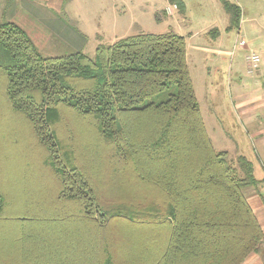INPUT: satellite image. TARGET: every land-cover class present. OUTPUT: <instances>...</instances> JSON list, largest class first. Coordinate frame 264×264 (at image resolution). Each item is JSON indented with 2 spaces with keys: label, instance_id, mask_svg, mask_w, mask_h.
<instances>
[{
  "label": "trees",
  "instance_id": "obj_1",
  "mask_svg": "<svg viewBox=\"0 0 264 264\" xmlns=\"http://www.w3.org/2000/svg\"><path fill=\"white\" fill-rule=\"evenodd\" d=\"M170 2L184 14L182 0ZM221 2L227 30L239 29L241 8ZM1 98L0 122L34 129L49 200L18 218L0 181V264H246L262 246L245 194L261 182L246 157L214 148L179 34L45 57L4 20ZM62 129L82 140L77 148L62 145ZM19 190L25 198L28 187Z\"/></svg>",
  "mask_w": 264,
  "mask_h": 264
},
{
  "label": "rangeland",
  "instance_id": "obj_2",
  "mask_svg": "<svg viewBox=\"0 0 264 264\" xmlns=\"http://www.w3.org/2000/svg\"><path fill=\"white\" fill-rule=\"evenodd\" d=\"M182 1L186 6L184 14L178 9L168 13L167 8L175 5L170 0H65L61 12L39 2L17 8L31 16L36 31L50 35L47 43L36 45L45 57L78 51L93 57L99 44H112L140 33L172 31L184 37L196 97L214 148L227 151L231 159L246 157L259 179L264 175V0H245L241 4V27L230 31V15L221 0ZM4 19L0 11V22ZM214 29L219 31L216 39L209 34ZM242 41L244 47L239 45ZM252 53L258 54L261 62L254 74H248L247 58ZM175 92L173 88L141 107L164 101ZM1 109H5L3 103ZM33 132L31 126L0 122V181L10 204L16 206L13 211L18 218L23 209L30 211L28 204L37 199L41 203L45 199L47 204L49 200L48 172L33 162L41 150ZM81 141L74 134L68 137L62 129L61 143L67 142L66 148L75 149ZM91 168L96 171L98 166ZM42 182L46 187L39 194L35 185L42 186ZM21 185L28 187L25 198L20 195ZM253 189H246L245 194ZM56 207L61 214L62 206Z\"/></svg>",
  "mask_w": 264,
  "mask_h": 264
},
{
  "label": "crops",
  "instance_id": "obj_3",
  "mask_svg": "<svg viewBox=\"0 0 264 264\" xmlns=\"http://www.w3.org/2000/svg\"><path fill=\"white\" fill-rule=\"evenodd\" d=\"M64 1L65 0H0L1 17H4L5 18L4 20L15 23L19 27H21L29 35V37L32 39L35 45L37 44L43 45L44 43L48 42L50 35L49 34L45 35L40 30L36 31L35 30L36 24L32 20L31 16L25 15L24 11L20 8H17V6L24 5V4H34L35 2H39L42 4H46V6H48L49 9H53L58 12H61L64 7ZM234 1L235 3L233 4H236L240 8H241V4L245 3V0H234ZM184 11H186V6H185ZM10 18H13V19L10 20ZM28 31L30 33H28ZM259 134L260 132L257 133V135ZM258 180L260 181L264 180V175H262V177H260ZM259 188H260L259 193L257 192V190H254V189L249 190L250 192L246 195V199L254 215L256 216L259 224L261 225V228L264 234V201H263L264 200V183H261ZM246 264H264V240L258 252L252 255Z\"/></svg>",
  "mask_w": 264,
  "mask_h": 264
},
{
  "label": "built area",
  "instance_id": "obj_4",
  "mask_svg": "<svg viewBox=\"0 0 264 264\" xmlns=\"http://www.w3.org/2000/svg\"><path fill=\"white\" fill-rule=\"evenodd\" d=\"M178 9V6L175 4L173 6H169L167 8V12L168 13H173V11L177 10ZM239 45L241 47H244L245 46V42L242 41L239 43ZM248 61H249V64H250V67L248 69V73L249 74H254V72L259 68V65H260V62H261V59H260V56L256 53H252L250 56H248Z\"/></svg>",
  "mask_w": 264,
  "mask_h": 264
}]
</instances>
